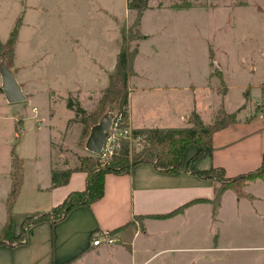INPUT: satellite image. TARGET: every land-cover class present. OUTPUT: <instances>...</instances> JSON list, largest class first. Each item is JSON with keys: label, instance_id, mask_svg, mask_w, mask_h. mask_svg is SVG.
I'll list each match as a JSON object with an SVG mask.
<instances>
[{"label": "rangeland", "instance_id": "1", "mask_svg": "<svg viewBox=\"0 0 264 264\" xmlns=\"http://www.w3.org/2000/svg\"><path fill=\"white\" fill-rule=\"evenodd\" d=\"M81 1L95 6L100 3V0ZM73 3L74 0H0L2 63L25 75L32 85L27 101L14 107L15 114L23 120L19 137L25 138V153L29 156L24 161L25 198L33 200L35 180L41 187L50 184V168L77 166L79 156L99 157L86 149L88 138L82 136L83 125L69 124L72 120L69 118L76 115L66 109V104L70 97L76 101L80 98L89 113L98 109L104 91L89 93V90L99 89L105 82V72L100 73L99 69L111 67V52L118 39L122 47L125 38L130 51L138 46L139 55L133 64V73L139 75L134 81L138 89H154L170 82H177L182 88L197 86L195 96L187 93L176 104L179 108H189L195 103L205 113L206 120L211 108L218 109L222 103L226 110H240L239 114L264 111V0H150L140 26L136 27L141 36L138 40L131 39L136 35L132 29L136 13L127 9L128 0L124 7L122 0L108 1L113 3L108 11L114 15L108 17L98 9L83 10L75 16ZM72 28H76L75 32ZM82 29L90 32H79ZM15 30L18 36L9 49L7 43ZM86 34L94 39L87 41ZM74 43L106 44L102 47L108 53L103 65H88L84 58H79V65H72L67 47ZM59 48L65 52L63 58L58 57ZM226 69L229 93L222 99L228 91ZM114 72L115 69L106 77L108 87ZM95 74L99 76L97 79ZM206 83L214 85L215 94L204 90ZM245 84L247 88L243 91ZM28 85L22 84L23 89ZM75 89L82 90L81 94ZM5 106L0 95V108ZM167 107L163 101L158 108L160 114L167 112ZM115 117L116 112L107 109L98 124L104 119L113 121ZM13 130L10 120L0 126V228L6 219L8 141L14 137ZM141 148L134 149L138 152ZM256 186L254 192L262 194L264 187ZM234 194L230 191L224 196L219 224L212 223L207 208L152 226L150 235L154 237L147 239L142 247L150 249L151 254L161 249L165 252L148 264H264L261 249L264 247V203L255 206L263 215L259 217L248 202L238 204ZM136 221L137 227L144 226L142 221ZM217 233L220 250L212 253L196 250L214 245ZM88 264L101 262L90 259Z\"/></svg>", "mask_w": 264, "mask_h": 264}, {"label": "crops", "instance_id": "2", "mask_svg": "<svg viewBox=\"0 0 264 264\" xmlns=\"http://www.w3.org/2000/svg\"><path fill=\"white\" fill-rule=\"evenodd\" d=\"M108 1L115 2L117 0H100V3L96 6L86 1L74 0L73 7L75 16H78L79 13L87 9H98L100 14L105 17L114 16L108 11V9L113 6V3L109 4ZM124 2L125 0H122L121 6L123 5V7L125 6ZM70 30L75 32L76 28ZM79 32L88 33L90 31L82 29ZM86 35L87 41L94 39L91 35ZM145 42H147V40ZM1 43L4 44L2 41ZM116 43L117 44L114 45L111 52L113 56V62L110 63L112 64L111 67L108 68L104 66V68L101 67L99 69L100 73H102V70L105 72V82L99 89L91 88L89 93L98 90L99 92H103L107 89L108 79H106V77L116 68L118 55L121 51L119 39ZM98 44L99 43L79 45L74 43L69 45L67 47L69 62L77 66L80 63L79 58H84L88 65L92 63L102 66L104 58L108 53L107 48H102L103 45L106 44ZM72 51L73 53H71ZM64 55L65 52H62L59 48L58 57L63 58ZM16 60L17 57L15 53V62ZM2 65H4V63H2L0 54V68ZM10 70L13 72L27 101V95H31L32 85H30L25 75L24 77L19 75L14 72L13 68ZM207 71L209 72V69ZM91 73L93 74L92 71ZM227 73L228 71L226 69L225 83L227 84L228 91L222 99L229 93L228 81H230V79L227 77L229 76ZM93 76H96L95 79L99 77L98 74ZM209 77L210 76L207 74V79ZM137 78H139V75L135 72L129 79L130 96L127 123L133 130L155 128L181 129L190 127L189 118L193 112L201 117L205 125H211L218 111L224 109L228 114L237 113L236 122L213 135L212 146L207 148L205 154L193 163L191 170L200 172L212 168H223L227 178H236L253 172L262 166L264 154V111L253 114L247 112L239 114L240 112H235L236 109L234 111L226 110L224 103H222L218 109L211 108L208 120H206L204 118L205 113H203L195 103L191 104L189 108H179L176 104L181 98L185 97L187 93L190 96H195L194 91L197 86L194 87L191 85L190 87L182 88L181 84L170 82L158 85L157 88L154 89H138L134 84ZM24 83L25 85L29 84L27 89H23L22 84ZM2 85L3 79L0 71V89L2 90L0 95L4 98L7 105L0 108V112H4L9 116L5 117L4 114L0 113V126L10 120L14 129V137H10L8 141L9 158L6 178H8L7 188L10 193L12 185V150L15 151L17 157L24 161L29 158V156L27 157L25 153V138L20 136L17 139L16 137V129L19 121H21L19 135L23 131V120L20 119V115L15 114L16 108H14L16 107L15 105L19 104H10L7 101ZM246 88L247 85L245 84L241 90L245 91ZM204 90L207 91L208 94H215L214 85L212 86L206 83ZM73 91L76 93L79 92V94L82 92L80 89H75ZM30 97L31 96H29V99H31ZM77 100L83 107L81 99L79 98ZM163 101H166L168 104V111L160 114L161 112L158 111V108ZM33 110L37 111V109ZM68 111L73 113L71 110ZM69 119L73 120L74 118L70 117ZM74 124L81 125L77 123ZM62 143L66 145L67 141L63 139ZM198 151L199 146L196 144H192L187 148L184 157V168L187 167L190 159ZM32 157L36 158L35 155H32ZM70 168L71 167H66V165L59 169L50 168V173L52 175L53 170L65 171ZM25 172L27 176L26 169ZM86 177V174L82 172L73 173L65 185L56 188L52 187L51 178L50 184L46 187H41L35 180L33 200L24 197L25 185L27 182V178L25 177L23 189L14 208L13 238L17 239L19 237L22 224L26 218L36 213L49 212L63 203L72 192L85 190ZM256 185L264 187V182L256 180L251 182L245 189L246 194L252 197L251 200L248 198H239L236 194L234 195L238 204L248 202L255 209V213L259 217H263L259 209L255 206L259 203H264V190L262 194L254 192V189L257 187ZM216 188L217 185L213 181L204 180L198 175L185 171L162 173L148 163L137 165L134 167L133 171L127 175L117 176L108 174L105 177L104 196L100 201L91 206L75 208L62 222L54 226L50 222H43L31 227L27 233V242L20 246L9 247L0 245V264H88L90 259H97L101 264H148L154 258L165 252L161 249L156 253L153 251V254H151L150 249L147 250L142 247L147 239L154 237L150 235L152 226L156 224L164 225L175 219L184 218L196 209L207 208L210 213V218H212V223L219 224L221 222L219 219V212L222 207V201L215 214L213 213V206L211 204V201L215 197ZM252 188L253 191H251ZM228 192L230 193V191ZM228 192L224 193L222 200ZM7 199L8 197H6L5 206ZM194 201H196V203L186 208L183 213L171 218L145 219L142 221V223H144L143 231L140 227L136 226V220H139L138 218L142 216H165ZM5 223L3 227L0 228V231L4 228ZM103 232H114L113 235L118 238L119 242L112 247L105 245L93 247L92 240L94 235ZM218 238L219 234L217 233L215 234L214 245L211 244L209 247L196 250L207 251L209 253L220 250L218 247ZM261 249L264 250V247ZM160 257L162 256H159V258Z\"/></svg>", "mask_w": 264, "mask_h": 264}, {"label": "trees", "instance_id": "3", "mask_svg": "<svg viewBox=\"0 0 264 264\" xmlns=\"http://www.w3.org/2000/svg\"><path fill=\"white\" fill-rule=\"evenodd\" d=\"M150 0H128L127 9L136 13L134 23L136 35L131 39H141L139 28L144 13L149 8ZM132 29L129 31L131 32ZM17 30L12 34V39L7 43L9 49L15 44L17 38ZM124 33V32H123ZM118 55L115 72L110 75L109 87L104 91L99 102L98 109L93 113L86 111L79 101L68 98L66 107L75 113V118L69 124L79 123L83 125L82 136L86 139L90 135L91 127L98 124V120L107 111H115L116 115H122L125 120H128L129 107V79L134 74L133 64L139 50L138 46L130 51L126 46V39ZM3 44L0 41V53L3 51ZM0 93L2 90L0 89ZM264 96V87L262 88ZM238 110L237 112H239ZM237 113L228 114L224 109L218 111L213 124L205 125L201 117L193 112L189 118L190 127L181 129H138L133 130L134 136H143L145 143L140 151L136 152L134 148L126 141H122L119 147L116 148L111 159L103 162L99 157L79 156L78 165L65 171H52L51 180L52 187H60L65 185L71 175L76 172L86 174V188L83 191L72 192L67 196L63 203L56 206L49 212L36 213L24 220L22 230L17 239L13 238L14 226V208L20 196L24 180V160L17 157L15 151L12 150V185L9 193L6 210L7 218L4 228L0 231V245L9 247L20 246L27 242L28 230L43 222H50L53 226L62 222L69 213L77 207L91 206L100 201L105 192V177L108 174L117 176L130 174L134 167L139 164L148 163L155 167L156 170L162 173H176L185 171L200 176L204 180H211L216 185V193L211 201L213 213L215 214L221 205L222 197L225 192L232 191L239 198L252 199L244 191L246 187L256 180L264 182V154L262 166L246 175L236 178H227L223 168H212L207 171L194 172L191 167L195 161L201 158L207 148L212 146L213 135L219 131L226 129L230 124L236 122ZM20 123L16 129L17 139L19 137ZM196 144L199 146V151L190 159L187 167L184 168V157L187 148ZM196 203V201L186 204L185 206L175 210L165 216H142L139 221L145 219H168L175 215L183 213V211ZM142 231L144 226H142ZM112 235L114 232L111 233ZM71 264V263H67Z\"/></svg>", "mask_w": 264, "mask_h": 264}, {"label": "built area", "instance_id": "4", "mask_svg": "<svg viewBox=\"0 0 264 264\" xmlns=\"http://www.w3.org/2000/svg\"><path fill=\"white\" fill-rule=\"evenodd\" d=\"M36 111V110H35ZM126 141L132 148L142 146L145 141L143 136H134L133 129L127 123V120L122 115H116L112 121L110 133L107 142L104 146L102 155L99 156L103 162L112 158L116 148L119 147L120 142ZM119 242L118 238L111 234V232H103L95 234L92 240L93 247L102 245L112 247Z\"/></svg>", "mask_w": 264, "mask_h": 264}, {"label": "water", "instance_id": "5", "mask_svg": "<svg viewBox=\"0 0 264 264\" xmlns=\"http://www.w3.org/2000/svg\"><path fill=\"white\" fill-rule=\"evenodd\" d=\"M0 71L3 79L2 89L5 93L7 101L10 104H20L25 102L26 98L13 72H11L4 65L1 66ZM111 125L112 120L107 121L104 119L98 125L92 128L86 142V149L93 155H102L104 146L110 133Z\"/></svg>", "mask_w": 264, "mask_h": 264}]
</instances>
